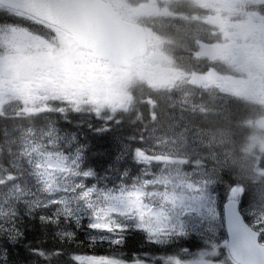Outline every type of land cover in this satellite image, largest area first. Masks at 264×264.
I'll return each mask as SVG.
<instances>
[{
  "label": "snow or ice",
  "instance_id": "6c2138e0",
  "mask_svg": "<svg viewBox=\"0 0 264 264\" xmlns=\"http://www.w3.org/2000/svg\"><path fill=\"white\" fill-rule=\"evenodd\" d=\"M0 264H264V0H0Z\"/></svg>",
  "mask_w": 264,
  "mask_h": 264
},
{
  "label": "trees",
  "instance_id": "16d2710c",
  "mask_svg": "<svg viewBox=\"0 0 264 264\" xmlns=\"http://www.w3.org/2000/svg\"><path fill=\"white\" fill-rule=\"evenodd\" d=\"M94 143L96 145V148L99 151H103L108 145H107V138H96L94 140ZM35 235H39V233L37 232ZM50 243V242H49ZM47 246V245H45Z\"/></svg>",
  "mask_w": 264,
  "mask_h": 264
},
{
  "label": "flooded vegetation",
  "instance_id": "af4514ba",
  "mask_svg": "<svg viewBox=\"0 0 264 264\" xmlns=\"http://www.w3.org/2000/svg\"><path fill=\"white\" fill-rule=\"evenodd\" d=\"M177 55H179V53H177Z\"/></svg>",
  "mask_w": 264,
  "mask_h": 264
}]
</instances>
